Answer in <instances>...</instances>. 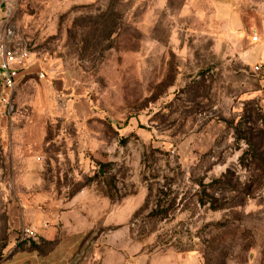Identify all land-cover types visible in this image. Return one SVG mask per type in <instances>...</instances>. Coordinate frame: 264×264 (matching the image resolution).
Returning <instances> with one entry per match:
<instances>
[{"label":"rangeland","instance_id":"1","mask_svg":"<svg viewBox=\"0 0 264 264\" xmlns=\"http://www.w3.org/2000/svg\"><path fill=\"white\" fill-rule=\"evenodd\" d=\"M9 9L31 58L0 102V262L17 208L80 211L99 264H264V0Z\"/></svg>","mask_w":264,"mask_h":264},{"label":"crops","instance_id":"2","mask_svg":"<svg viewBox=\"0 0 264 264\" xmlns=\"http://www.w3.org/2000/svg\"><path fill=\"white\" fill-rule=\"evenodd\" d=\"M11 223L15 229L30 227L34 236L21 243L7 255L0 264H92L91 249L94 239L89 236L93 223L78 210L51 214L52 224L48 225L44 215L35 212L31 217L21 209L10 210ZM17 238V232H14ZM52 247L43 251L44 243ZM35 244L37 247H31ZM127 258H125L126 260ZM130 263V260H126ZM116 262H114L115 264ZM102 264H105L103 261ZM118 264H122L121 262Z\"/></svg>","mask_w":264,"mask_h":264},{"label":"built area","instance_id":"3","mask_svg":"<svg viewBox=\"0 0 264 264\" xmlns=\"http://www.w3.org/2000/svg\"><path fill=\"white\" fill-rule=\"evenodd\" d=\"M14 35L15 30L9 9L0 18V102L3 104L6 113H12L13 111L11 98L14 89L21 73L27 68L31 58V54L27 49L12 47L11 40L14 38ZM38 74L41 79L46 78L45 72L39 71ZM32 236H34V231L30 227L25 226L19 229L17 239L22 241Z\"/></svg>","mask_w":264,"mask_h":264},{"label":"trees","instance_id":"4","mask_svg":"<svg viewBox=\"0 0 264 264\" xmlns=\"http://www.w3.org/2000/svg\"><path fill=\"white\" fill-rule=\"evenodd\" d=\"M19 233V229H18V231H17V234ZM33 237V236H32ZM30 237H27V238H25L24 240H22V241H20V243L18 244V246H17V248L21 245V243H23V242H25V241H27V239H29ZM44 247H43V251H46V250H48V249H50L51 247H52V243H50V242H45L44 244ZM31 247H37L35 244H31ZM16 248V249H17Z\"/></svg>","mask_w":264,"mask_h":264},{"label":"water","instance_id":"5","mask_svg":"<svg viewBox=\"0 0 264 264\" xmlns=\"http://www.w3.org/2000/svg\"><path fill=\"white\" fill-rule=\"evenodd\" d=\"M97 259V258H96ZM93 264H99V261L98 260H94L93 261Z\"/></svg>","mask_w":264,"mask_h":264}]
</instances>
